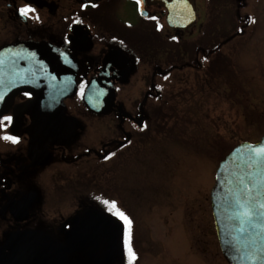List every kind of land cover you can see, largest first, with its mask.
<instances>
[{"label": "flooded vegetation", "instance_id": "obj_1", "mask_svg": "<svg viewBox=\"0 0 264 264\" xmlns=\"http://www.w3.org/2000/svg\"><path fill=\"white\" fill-rule=\"evenodd\" d=\"M179 2L0 0V49L34 41L71 56L76 66V90L65 100L64 115L77 126L70 141L38 134L32 115L35 98L24 91L13 94L0 114V264H22V236L44 247L55 264H129L131 254L125 245L128 228L115 214L117 209L111 208V202L117 205L116 200L108 205L94 197L117 196L118 161L128 155L133 156L132 161L138 159L162 134L167 106L191 91L195 102L206 106L204 118H199L211 131L216 128L225 135L232 131L225 118L228 112L239 118L240 112L229 109L228 88L219 86L217 79L219 73L227 72L226 67L229 69L230 46L246 50L247 37L258 28V18L248 9L264 4V0H235L238 12L234 26L226 23V17L214 16V0H194L196 21L188 28L169 23L167 7H177ZM25 7L35 11L21 16L19 10ZM185 16L176 23L184 22ZM93 82L97 103H108L104 91L113 92L111 103L100 115L85 102L86 90ZM85 114L91 120H110V130L93 141L83 139L81 116ZM8 117L11 119H4ZM261 134L257 141L244 142L257 143L264 132ZM6 136L17 138V142L4 139ZM106 166L116 174L113 172L109 180V193L99 192L100 186L90 177L94 169ZM185 172L183 179L187 181ZM210 188L201 193L210 198V219L201 216L202 223L195 224L198 217L194 214L201 206L193 208L192 203L188 208L184 203L193 215V225L188 228L190 240L175 251L185 257L192 255L195 264H230L217 233L213 241V184ZM129 190V196H138ZM143 196L149 195L146 192ZM62 200L66 208L60 207ZM157 205L152 210L162 207ZM117 208L132 221L134 264H145L149 242L138 235L133 209L131 214L126 208ZM149 208H143L141 214ZM58 215L60 223L56 222Z\"/></svg>", "mask_w": 264, "mask_h": 264}, {"label": "rangeland", "instance_id": "obj_2", "mask_svg": "<svg viewBox=\"0 0 264 264\" xmlns=\"http://www.w3.org/2000/svg\"><path fill=\"white\" fill-rule=\"evenodd\" d=\"M236 9L235 0L213 2L214 16L226 17L228 25L234 26L238 12ZM248 11L258 18V28L253 29L247 37L245 51L240 52L238 45L230 46L229 69L226 67V73H219L220 76L217 74V84H224L228 88L231 100L229 109L233 113L240 112L239 118L231 112L225 118L234 133L225 135L216 128L211 131L205 120L199 118H204L206 106L203 102L196 103L190 90L188 96H180V101H173L167 106L162 134L150 142V147L143 154L140 153L138 159L135 157L132 161L130 158L133 156L128 155L118 161L117 196H94L109 203L114 199L117 206L128 209V212L133 209L136 222L140 225L136 224L138 235L140 239L149 242L150 255L149 259L146 257L145 264H185V259L186 264H195L192 255L185 257L183 252L179 255L175 251L181 249L186 240H190L188 228L193 225V215L184 203H187L188 208L192 203L193 208L201 206L197 215L194 214L198 217L195 224L202 223L201 216L208 218L211 213L210 198L201 195L202 190H210L212 184L214 186L219 164L234 147L246 140L257 141L264 132V4L252 6ZM239 95L244 96L243 100L239 99ZM194 107H198L197 111ZM81 117L83 139L93 141L112 126L110 120H91L86 114ZM89 144L93 145L94 142ZM105 168L98 171L94 169L90 177L100 186L97 189L99 192L109 193V180L114 170H109V166ZM185 170L187 181L183 179ZM129 188L137 192L138 196H129ZM146 192L149 196H143ZM65 202L62 200L61 208H66V204L62 205ZM158 203L162 207L152 210ZM147 205L151 209L141 214ZM168 209L179 211L172 213ZM59 218L58 215L57 223H60ZM198 237L205 240L200 234ZM216 239V231L213 229V241ZM174 257L177 260H172Z\"/></svg>", "mask_w": 264, "mask_h": 264}, {"label": "water", "instance_id": "obj_3", "mask_svg": "<svg viewBox=\"0 0 264 264\" xmlns=\"http://www.w3.org/2000/svg\"><path fill=\"white\" fill-rule=\"evenodd\" d=\"M167 9L173 27L188 28L196 21L194 0H180L177 7ZM180 16H185L181 24L176 23ZM75 90L76 66L63 51L34 41L0 49V114L13 94L29 92L35 98L32 115L38 134L70 141L77 126L64 115L65 100ZM104 92L106 104L95 101V82L85 94L87 107L99 115L113 97L112 90ZM211 202L218 240L228 262L264 264V136L257 143L240 144L220 163ZM23 237L22 264H55L44 247Z\"/></svg>", "mask_w": 264, "mask_h": 264}, {"label": "snow or ice", "instance_id": "obj_4", "mask_svg": "<svg viewBox=\"0 0 264 264\" xmlns=\"http://www.w3.org/2000/svg\"><path fill=\"white\" fill-rule=\"evenodd\" d=\"M19 11H20L21 16L27 17L31 12H34L35 9H32L31 7H25V8H21ZM4 119L10 120L11 118L8 117V118H4ZM4 139L11 140L13 143L17 142V138L11 137V136H6V137H4ZM105 203L106 204H109L108 201H105ZM111 208L117 209L116 212H115V214L118 215V217L123 222H125V224H126V226L128 228V231H126V234H125V245H126V248L129 251V253L131 254V260H130L129 264H134V261L136 259V256H135L134 251L131 248V232H130V228H131L132 221L130 220L129 217H127V215L125 213H123L122 211H120L117 208V205H116V203L114 201L111 202Z\"/></svg>", "mask_w": 264, "mask_h": 264}]
</instances>
